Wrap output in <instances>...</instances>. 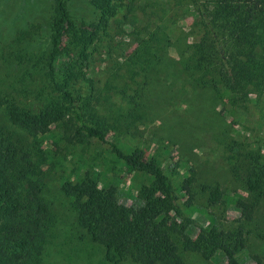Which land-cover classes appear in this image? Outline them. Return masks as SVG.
<instances>
[{
  "label": "rangeland",
  "instance_id": "rangeland-1",
  "mask_svg": "<svg viewBox=\"0 0 264 264\" xmlns=\"http://www.w3.org/2000/svg\"><path fill=\"white\" fill-rule=\"evenodd\" d=\"M55 1L0 0V94L32 111L59 96L46 67ZM103 6L105 0H66L68 28L57 48L55 81L79 89L87 98L83 103L86 120L103 123L109 139L154 158L176 189L189 179L196 203L207 204L202 186L219 185L224 201L206 206L205 212L226 229L243 224L247 241L239 258L246 264H264V187L253 218L242 220L232 207L234 192L249 196L234 178L229 162V156L249 151L260 152L264 160V86L250 88L241 100L233 99L224 86L214 89L198 84V75L184 69L182 57L203 33L188 0H131L130 8L109 18L103 31L107 35L97 45H77L74 32L97 28ZM145 40H149L151 56L147 52L142 60L163 55L147 70L132 61L134 50ZM1 114L0 107L3 119ZM83 139L87 155L100 154L110 160L108 144ZM125 180L118 199L131 205L136 201L125 194L129 178ZM44 182V196L56 221L43 264H113L104 259L103 247L77 226L70 198L61 192L56 174L47 171ZM180 198L185 201L187 195ZM193 216L206 225L204 213L193 212ZM182 256L184 264L224 261L220 253L211 259L197 252Z\"/></svg>",
  "mask_w": 264,
  "mask_h": 264
},
{
  "label": "trees",
  "instance_id": "trees-1",
  "mask_svg": "<svg viewBox=\"0 0 264 264\" xmlns=\"http://www.w3.org/2000/svg\"><path fill=\"white\" fill-rule=\"evenodd\" d=\"M188 2L203 33L182 57L184 69L198 75V84L214 89L224 86L233 99L241 100L250 88L263 87L264 1ZM130 4L131 0H105L100 7L101 24L93 31L74 32V42L97 45L107 35L103 31L109 18ZM55 6L46 67L59 96L32 111L0 94V264H43L56 221L44 196L47 171L56 174L61 192L70 198L77 226L103 247L108 262L184 264L183 252H197L204 259L220 253L223 264H246L238 256L246 248L244 225L226 229L205 212L206 206L224 201L219 185L202 186L207 204L196 203L189 179L176 189L154 158L109 139L103 123L86 120L83 103L87 98L79 89L55 81L57 48L68 28L66 0H56ZM147 52L151 56L149 40L136 47L132 59L144 70L163 59L155 54L142 60ZM83 138L108 144L110 160L100 154L87 155ZM229 158L234 178L249 196L234 192L232 207L242 220L249 221L263 195L264 160L254 151L237 152ZM126 178L125 194L136 201L131 205L118 199ZM184 194L187 200L182 201ZM193 212L204 213L206 225Z\"/></svg>",
  "mask_w": 264,
  "mask_h": 264
}]
</instances>
